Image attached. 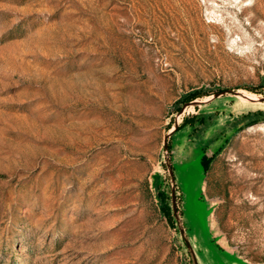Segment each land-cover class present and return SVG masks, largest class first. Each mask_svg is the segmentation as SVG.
Masks as SVG:
<instances>
[{
    "label": "rangeland",
    "instance_id": "374dc122",
    "mask_svg": "<svg viewBox=\"0 0 264 264\" xmlns=\"http://www.w3.org/2000/svg\"><path fill=\"white\" fill-rule=\"evenodd\" d=\"M228 90L172 140L180 203L203 264H264V0H0V264H191L164 139Z\"/></svg>",
    "mask_w": 264,
    "mask_h": 264
},
{
    "label": "water",
    "instance_id": "95a60500",
    "mask_svg": "<svg viewBox=\"0 0 264 264\" xmlns=\"http://www.w3.org/2000/svg\"><path fill=\"white\" fill-rule=\"evenodd\" d=\"M226 94L240 95L239 92L228 90V91H222V92L213 94L211 96H207V97H212V99L208 100L207 102H201V101H199V99H196L192 102L186 103L183 106L182 110L177 115V118H176L175 123L173 125V130H170V132H168V134L165 136V139H164V148H163L164 161H165L166 168L168 170V175L170 177L172 209H173V214L175 216V221H176V225H177V233L179 235L180 241L182 242V244L184 245V247L186 249V252L189 256L191 264H203V262L200 258L199 251L196 249V246L192 241V237H191L190 232L187 228V221L185 219V216L182 217L180 212H179L178 183H177V178H176V172L173 168V161H172L171 152H170V140L175 135L176 131L178 130V128L182 124L183 119L185 117V111L188 108L200 107L201 105H203L205 103H209L213 100H216V99H218L221 96H224ZM261 97H263V98H261V102H264V96H261ZM181 118H182V120H179ZM225 254H227V253H225ZM236 260L239 261L241 264H247L246 262H243V261L239 260L238 258H236ZM207 264H210V263H207Z\"/></svg>",
    "mask_w": 264,
    "mask_h": 264
},
{
    "label": "trees",
    "instance_id": "16d2710c",
    "mask_svg": "<svg viewBox=\"0 0 264 264\" xmlns=\"http://www.w3.org/2000/svg\"><path fill=\"white\" fill-rule=\"evenodd\" d=\"M261 94H263V93H261ZM210 95H212V94H209V95H206V96H210ZM262 96H264V94ZM201 97H204V95H201V93H199V92L192 93V94L188 95L183 100V102H182L183 104L178 109L176 115L179 114V112L182 110L183 106L186 103L192 102V101H194L196 99H199ZM198 108L199 107H197L196 109H198ZM262 119H264V111H257V112L248 113L246 115H243L239 122H246L249 125V124H256L257 121L262 120ZM205 122H206L205 118L199 119V117L196 116V115L185 116L184 119H183L182 124L180 125V127L176 131L175 135L178 132H180L182 129H184V128L188 127V126H192L193 128H196L200 123L203 125ZM174 123H175V120L173 121L172 126L174 125ZM175 135L170 140V152H172V140L175 137ZM171 157H172V161H173V156L171 155ZM213 160H214V157L213 158L208 157L207 154H206V151L203 149L202 150V156H201V163H202V166H203V169H204L205 173H207L210 170V166H211ZM173 168H174V165H173ZM167 185H168L167 186L168 189L170 188V193L166 189L160 190L158 192V196H159L160 203H161L160 209H161L162 213L165 215V217L169 220L171 226L177 231V225H176V221H175V216L173 214V209H172L171 183H170L169 175H168ZM178 192H179V195H178L179 212H180L181 216L183 217L184 216V211H183V209L181 207V203H180L182 197L180 195L179 187H178Z\"/></svg>",
    "mask_w": 264,
    "mask_h": 264
},
{
    "label": "bare ground",
    "instance_id": "6f19581e",
    "mask_svg": "<svg viewBox=\"0 0 264 264\" xmlns=\"http://www.w3.org/2000/svg\"><path fill=\"white\" fill-rule=\"evenodd\" d=\"M237 2V1H236ZM239 6V5H238Z\"/></svg>",
    "mask_w": 264,
    "mask_h": 264
}]
</instances>
